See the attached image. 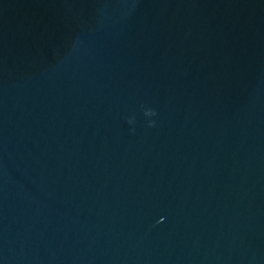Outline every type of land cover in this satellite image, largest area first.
I'll use <instances>...</instances> for the list:
<instances>
[{
	"label": "water",
	"instance_id": "water-1",
	"mask_svg": "<svg viewBox=\"0 0 264 264\" xmlns=\"http://www.w3.org/2000/svg\"><path fill=\"white\" fill-rule=\"evenodd\" d=\"M0 264H264V0H0Z\"/></svg>",
	"mask_w": 264,
	"mask_h": 264
},
{
	"label": "clouds",
	"instance_id": "clouds-1",
	"mask_svg": "<svg viewBox=\"0 0 264 264\" xmlns=\"http://www.w3.org/2000/svg\"><path fill=\"white\" fill-rule=\"evenodd\" d=\"M144 114L147 116V117H154L157 115V112H156V109L152 108V107H146L144 109ZM127 121L130 125H135L136 123V117L135 115H131L129 117H127ZM148 124L149 126H155L156 125V120L155 119H149L148 120ZM133 131H135V128L133 127L132 128Z\"/></svg>",
	"mask_w": 264,
	"mask_h": 264
}]
</instances>
